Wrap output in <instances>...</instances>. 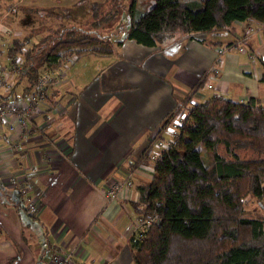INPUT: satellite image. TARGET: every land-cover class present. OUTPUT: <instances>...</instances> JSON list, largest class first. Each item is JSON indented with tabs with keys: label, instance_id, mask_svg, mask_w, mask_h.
<instances>
[{
	"label": "crops",
	"instance_id": "0c3cea01",
	"mask_svg": "<svg viewBox=\"0 0 264 264\" xmlns=\"http://www.w3.org/2000/svg\"><path fill=\"white\" fill-rule=\"evenodd\" d=\"M258 25L235 22L168 47L126 39L111 54L87 50L48 91L57 111L36 115L17 151H5L9 130L0 126V264H54L55 255L69 264H135L132 239L141 234L132 202L150 179L137 176L127 199L107 203L110 182L133 168L184 99L256 98L264 106V33L247 34ZM225 45L232 50L221 72L207 74ZM11 174L27 180L35 218L20 217L7 196Z\"/></svg>",
	"mask_w": 264,
	"mask_h": 264
},
{
	"label": "trees",
	"instance_id": "16d2710c",
	"mask_svg": "<svg viewBox=\"0 0 264 264\" xmlns=\"http://www.w3.org/2000/svg\"><path fill=\"white\" fill-rule=\"evenodd\" d=\"M91 6L92 20L85 27L59 24L31 46L30 38L12 41L9 61L20 56L23 66L15 86L0 92V100L26 97L43 68L59 66L87 50L111 54L126 39L168 47L235 22L264 24V0H151L143 13L138 0ZM123 9L126 21L114 31L99 33L110 29ZM101 42L108 47H100ZM73 47L82 49L75 53ZM260 62L264 69V60ZM199 145L211 163L205 162ZM248 149L261 157L242 160L239 151ZM141 160L140 155L134 165ZM142 163L152 169V178L138 185L139 198L132 207L138 216L155 222L139 239H132L135 264H264V221L245 211L250 195L264 202V106L256 98L245 103L218 96L204 103L189 102L175 143L155 160L145 158ZM6 193L20 217L35 218L19 190Z\"/></svg>",
	"mask_w": 264,
	"mask_h": 264
},
{
	"label": "built area",
	"instance_id": "2783aa9c",
	"mask_svg": "<svg viewBox=\"0 0 264 264\" xmlns=\"http://www.w3.org/2000/svg\"><path fill=\"white\" fill-rule=\"evenodd\" d=\"M264 30V24L248 29L247 34L261 33ZM4 34L5 29H0ZM232 46L219 47L216 50V56L209 73L219 74L224 62L225 56L232 50ZM243 49H240L242 51ZM78 60L76 54L71 55L59 66H51L48 69H42L36 86L24 98L17 100H0V126H6L9 130V146L5 151L11 153L20 148L22 139L28 133L29 123L35 119L36 115L42 113L47 108L51 111H57V105H51L48 102V91L53 87L60 86L65 79L66 67L74 64ZM10 63L0 66V92L10 91L16 82V77L23 66V59L15 56ZM47 68V67H45ZM204 79V77H203ZM191 98L184 100L183 104L178 105L175 110L167 117L166 121L150 136L148 143L142 151L141 158H150L155 160L162 151L169 149L176 141L180 126L184 122L186 116L185 106L189 104ZM3 151V149L1 150ZM48 158V154L45 155ZM137 162L134 167L127 172L122 178L114 179L110 182L106 192L107 203L116 201L121 198H128L132 189L135 188L136 177L145 175L149 179L152 178V169L142 163ZM7 185L17 188L26 201V206L32 214L38 212V207L28 196L27 180L18 175H8L6 177ZM155 218L146 219L137 217L134 222V230L140 234L147 232ZM54 264H69V256L55 255L53 257Z\"/></svg>",
	"mask_w": 264,
	"mask_h": 264
},
{
	"label": "rangeland",
	"instance_id": "374dc122",
	"mask_svg": "<svg viewBox=\"0 0 264 264\" xmlns=\"http://www.w3.org/2000/svg\"><path fill=\"white\" fill-rule=\"evenodd\" d=\"M107 0H2L0 1V29H5L6 34L0 31V66L8 65L9 57L7 52L12 46L14 39L30 38L29 46L37 43L40 38L48 35L53 28H57L59 24H75L82 27L89 25L92 20V3H104ZM109 6V4H106ZM151 5V0H138V10L140 13L146 11ZM44 9L48 8L52 11L28 12L24 9ZM123 13L118 15L116 22L110 24V29H99L102 35L116 30L118 25L126 21L127 11L123 9ZM51 12V13H50ZM263 33V32H262ZM261 34V33H260ZM264 35V34H263ZM122 36H119L121 38ZM100 47H108L107 43L101 42ZM227 46V45H225ZM224 47V46H221ZM28 48V45L26 46ZM87 47H84V49ZM82 47H73L71 50L75 53L79 52ZM64 53L66 51H63ZM216 56V55H215ZM78 60L80 57L77 55ZM75 64L68 65L72 67ZM53 67V66H52ZM44 68V69H48ZM67 68V67H66ZM43 69V70H44ZM42 70V71H43ZM186 100V99H184ZM184 100L179 104H183ZM196 100V99H194ZM189 104H186L187 109ZM185 109V111H186ZM203 159L207 164L212 162L210 155L206 154V149L199 145ZM220 154L225 155L221 149ZM238 155L242 160L258 159L261 155L252 150L239 151ZM127 173V172H126ZM245 211L248 215L259 217L264 221V202L259 201L252 195L248 196L245 203Z\"/></svg>",
	"mask_w": 264,
	"mask_h": 264
}]
</instances>
